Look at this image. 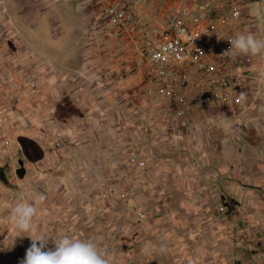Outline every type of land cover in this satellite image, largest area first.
I'll use <instances>...</instances> for the list:
<instances>
[{
    "label": "rangeland",
    "instance_id": "374dc122",
    "mask_svg": "<svg viewBox=\"0 0 264 264\" xmlns=\"http://www.w3.org/2000/svg\"><path fill=\"white\" fill-rule=\"evenodd\" d=\"M189 1L227 13L232 0ZM130 2L162 28L181 0ZM245 15L244 31L264 38V0H245ZM255 57L261 82L243 103L190 102L178 128L149 66L128 36L109 33L94 0H0V264H20L31 244L9 219L20 199L36 204L37 231L95 239L112 264H264V54ZM145 133L141 167L130 158Z\"/></svg>",
    "mask_w": 264,
    "mask_h": 264
},
{
    "label": "built area",
    "instance_id": "2783aa9c",
    "mask_svg": "<svg viewBox=\"0 0 264 264\" xmlns=\"http://www.w3.org/2000/svg\"><path fill=\"white\" fill-rule=\"evenodd\" d=\"M94 1L109 33L128 36L137 64L149 66L152 88L171 103L176 127L189 125L190 102L199 107L239 105L258 89L261 72L255 55L224 52L230 46L228 37L245 32V0H232L227 13L181 0L162 28L143 24L130 0ZM195 88L196 96L191 95ZM165 112L166 106L159 104L155 108L157 125L162 124ZM147 137L145 133L131 153L130 159L141 167L147 161L138 148ZM136 179L130 177L131 182ZM123 190L121 199L126 201L128 193Z\"/></svg>",
    "mask_w": 264,
    "mask_h": 264
},
{
    "label": "clouds",
    "instance_id": "9594fccd",
    "mask_svg": "<svg viewBox=\"0 0 264 264\" xmlns=\"http://www.w3.org/2000/svg\"><path fill=\"white\" fill-rule=\"evenodd\" d=\"M227 40L230 42L229 48L224 51L227 54H264V38H258L251 32H239ZM37 200L43 201V195ZM37 212L34 202L23 199L17 200L9 210L15 237L26 235L31 239L20 264H112L108 250L103 249L95 239H73L68 235L52 237L37 231ZM49 238L54 245L51 248L47 246Z\"/></svg>",
    "mask_w": 264,
    "mask_h": 264
},
{
    "label": "crops",
    "instance_id": "0c3cea01",
    "mask_svg": "<svg viewBox=\"0 0 264 264\" xmlns=\"http://www.w3.org/2000/svg\"><path fill=\"white\" fill-rule=\"evenodd\" d=\"M137 58V57H136ZM175 169V168H174ZM179 172V174H177V175H180V176H183V175H187L188 176V174H190L189 173V171H190V169L189 168H186V169H182V170H179V169H177ZM166 175H170L169 173L168 174H166ZM154 179V174H151V181H149V183L148 184H152L153 182H152V180ZM186 183H187V180H185V182H184V184L182 185L181 184V187H180V189L182 190V188H186L187 186L189 187V185H190V183H189V181H188V185H186ZM185 185H186V187H185ZM174 187H179V186H174Z\"/></svg>",
    "mask_w": 264,
    "mask_h": 264
}]
</instances>
